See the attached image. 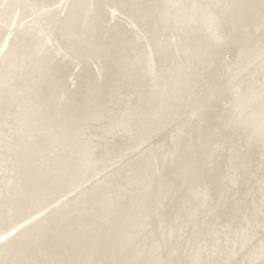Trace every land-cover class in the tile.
<instances>
[{
  "label": "bare ground",
  "instance_id": "6f19581e",
  "mask_svg": "<svg viewBox=\"0 0 264 264\" xmlns=\"http://www.w3.org/2000/svg\"><path fill=\"white\" fill-rule=\"evenodd\" d=\"M0 264H264V0H0Z\"/></svg>",
  "mask_w": 264,
  "mask_h": 264
}]
</instances>
